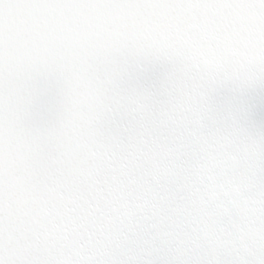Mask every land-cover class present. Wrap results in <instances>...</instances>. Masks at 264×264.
<instances>
[{"label":"snow or ice","instance_id":"obj_1","mask_svg":"<svg viewBox=\"0 0 264 264\" xmlns=\"http://www.w3.org/2000/svg\"><path fill=\"white\" fill-rule=\"evenodd\" d=\"M0 264H264V0H0Z\"/></svg>","mask_w":264,"mask_h":264}]
</instances>
